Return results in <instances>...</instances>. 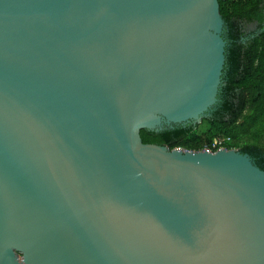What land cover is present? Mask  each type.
<instances>
[{
	"label": "water",
	"instance_id": "obj_1",
	"mask_svg": "<svg viewBox=\"0 0 264 264\" xmlns=\"http://www.w3.org/2000/svg\"><path fill=\"white\" fill-rule=\"evenodd\" d=\"M219 1L0 0V264H264L253 158L141 137L218 104Z\"/></svg>",
	"mask_w": 264,
	"mask_h": 264
},
{
	"label": "trees",
	"instance_id": "obj_2",
	"mask_svg": "<svg viewBox=\"0 0 264 264\" xmlns=\"http://www.w3.org/2000/svg\"><path fill=\"white\" fill-rule=\"evenodd\" d=\"M219 2L228 43L218 104L200 125L162 133L143 130L141 137L145 144L191 152L217 137H230L228 150L248 154L264 171V30L247 45L239 42L243 25L264 23V0Z\"/></svg>",
	"mask_w": 264,
	"mask_h": 264
},
{
	"label": "built area",
	"instance_id": "obj_3",
	"mask_svg": "<svg viewBox=\"0 0 264 264\" xmlns=\"http://www.w3.org/2000/svg\"><path fill=\"white\" fill-rule=\"evenodd\" d=\"M232 141L230 137H217L210 144H207L201 152L216 153L222 150H228V144Z\"/></svg>",
	"mask_w": 264,
	"mask_h": 264
},
{
	"label": "flooded vegetation",
	"instance_id": "obj_4",
	"mask_svg": "<svg viewBox=\"0 0 264 264\" xmlns=\"http://www.w3.org/2000/svg\"><path fill=\"white\" fill-rule=\"evenodd\" d=\"M249 25H256L257 31L255 33H251V34L247 33L245 29H246V26H249ZM249 25H243L242 26V30H241L242 36L239 40L240 44H242V45L249 44V42H251L254 38H256L257 35H259L264 30V23L262 25H259L258 23L249 24ZM224 37L228 43V32L226 30L224 31Z\"/></svg>",
	"mask_w": 264,
	"mask_h": 264
},
{
	"label": "rangeland",
	"instance_id": "obj_5",
	"mask_svg": "<svg viewBox=\"0 0 264 264\" xmlns=\"http://www.w3.org/2000/svg\"><path fill=\"white\" fill-rule=\"evenodd\" d=\"M245 30L247 33L251 34V33H255L257 31V27H256V25H249V26H246ZM20 259H22V256L20 257Z\"/></svg>",
	"mask_w": 264,
	"mask_h": 264
}]
</instances>
